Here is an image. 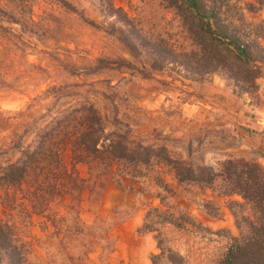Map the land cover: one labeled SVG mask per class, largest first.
I'll return each mask as SVG.
<instances>
[{"label": "rangeland", "instance_id": "1", "mask_svg": "<svg viewBox=\"0 0 264 264\" xmlns=\"http://www.w3.org/2000/svg\"><path fill=\"white\" fill-rule=\"evenodd\" d=\"M169 1L0 0V264H264V158L208 86L264 68L200 59L218 24L259 65L264 0Z\"/></svg>", "mask_w": 264, "mask_h": 264}, {"label": "trees", "instance_id": "2", "mask_svg": "<svg viewBox=\"0 0 264 264\" xmlns=\"http://www.w3.org/2000/svg\"><path fill=\"white\" fill-rule=\"evenodd\" d=\"M169 2L178 3L196 12V15L197 17H199V19L206 16V17H209V20H210V16H207V14L205 13L203 9V6H202L203 0H170ZM212 28H215L213 32L211 30ZM205 33H206V36H204L205 41L202 43V45L207 49V52H204L203 58L200 57V59H203L204 63L207 64L208 66L210 65L217 66L220 63L225 64L226 59L233 58L234 61H236L237 63H240L241 65H243L244 63H248V66H247L248 70L261 69V67L264 68V57L259 56L256 60H254V62L258 63L259 65L250 64L249 59L251 57V53H250L251 47L248 46L247 44L243 45V43H241V41L236 39L234 36L226 35V33L221 29L220 25L214 24L213 26L206 28ZM256 50L258 53L262 52L258 49ZM187 55L192 58H195L196 56L195 53H188ZM84 135H86V133H84ZM90 142H91V145L89 144ZM90 142L87 143L84 141L82 144L81 151L87 152V149L93 152L97 151L98 149L95 147V145L97 144L96 139L94 140L91 139ZM60 162L61 161H59L57 166L62 167L64 169V164L63 163L61 164ZM18 164L19 163L16 162V163L9 164L6 167H4V170H3L4 173H3L2 178L6 179L9 177L10 179L14 178L15 180L18 178L20 179L24 175V172L27 166L24 167L22 170H20L19 166H17ZM246 168L248 167L246 166ZM20 171H22L21 176L18 175L19 173H21ZM64 171L66 170L64 169ZM248 174L249 173H246V175ZM238 194L242 198L245 199V196L243 193H238ZM238 247L239 246L237 245V248ZM250 253L254 254L253 252H249V254ZM231 263L232 262L230 261L227 264H231ZM249 264H258V263H256L255 261H252Z\"/></svg>", "mask_w": 264, "mask_h": 264}, {"label": "crops", "instance_id": "3", "mask_svg": "<svg viewBox=\"0 0 264 264\" xmlns=\"http://www.w3.org/2000/svg\"><path fill=\"white\" fill-rule=\"evenodd\" d=\"M211 91L217 96L227 99L232 104L236 119V138L240 147L250 150L260 158H264V101H249L238 97L224 84H209Z\"/></svg>", "mask_w": 264, "mask_h": 264}]
</instances>
